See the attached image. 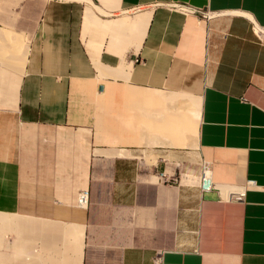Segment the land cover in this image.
Instances as JSON below:
<instances>
[{"label": "crops", "instance_id": "1", "mask_svg": "<svg viewBox=\"0 0 264 264\" xmlns=\"http://www.w3.org/2000/svg\"><path fill=\"white\" fill-rule=\"evenodd\" d=\"M258 28L264 0H0V262L264 264Z\"/></svg>", "mask_w": 264, "mask_h": 264}, {"label": "built area", "instance_id": "2", "mask_svg": "<svg viewBox=\"0 0 264 264\" xmlns=\"http://www.w3.org/2000/svg\"><path fill=\"white\" fill-rule=\"evenodd\" d=\"M196 11H200L198 9H195ZM258 32L257 36L258 38H261V36L264 35V30L261 28H258L256 30ZM254 184L253 180H248L246 182V186ZM199 187L201 190H211V189H217L218 191L223 190L222 195L223 199L226 201H239L242 200L244 197L245 192V186L243 187H235L230 189H222L220 186L215 184L211 179V168L210 164L208 162H202L201 163V171H200V178H199ZM88 201V190L84 189L81 190L77 195V202L80 205H85ZM159 257H155V262H158Z\"/></svg>", "mask_w": 264, "mask_h": 264}, {"label": "bare ground", "instance_id": "3", "mask_svg": "<svg viewBox=\"0 0 264 264\" xmlns=\"http://www.w3.org/2000/svg\"><path fill=\"white\" fill-rule=\"evenodd\" d=\"M2 219H3V217H2ZM8 221V220H7ZM26 221V220H25ZM14 223H16V222H13L12 224H14ZM28 223H29V221H28ZM14 225H17V224H14ZM22 225V224H21ZM29 225V224H28ZM24 226V225H23ZM6 227H7V225H6ZM10 227H12V226H10ZM10 227H8V228H10ZM12 229V228H11ZM23 231H25L24 229H23ZM4 258H6V257H4ZM14 258V257H13ZM26 258V257H25ZM10 260V259H9ZM18 260H20V258L18 259ZM23 260V259H22ZM26 260V259H25ZM28 260V259H27ZM31 260V259H30ZM11 261V260H10ZM29 261V260H28ZM14 262V261H13ZM18 262V261H17ZM1 263V262H0ZM15 263V262H14ZM19 263H21V261L19 262ZM23 263H24V261H23ZM28 263V262H27ZM26 263V264H27ZM1 264H3V263H1ZM4 264H6V263H4Z\"/></svg>", "mask_w": 264, "mask_h": 264}, {"label": "rangeland", "instance_id": "4", "mask_svg": "<svg viewBox=\"0 0 264 264\" xmlns=\"http://www.w3.org/2000/svg\"><path fill=\"white\" fill-rule=\"evenodd\" d=\"M185 176H187V177H188V175H185Z\"/></svg>", "mask_w": 264, "mask_h": 264}]
</instances>
